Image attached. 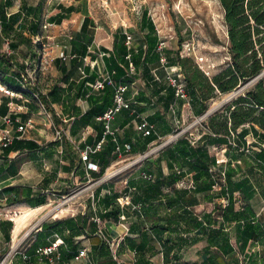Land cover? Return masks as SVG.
Returning a JSON list of instances; mask_svg holds the SVG:
<instances>
[{"label": "crops", "instance_id": "1", "mask_svg": "<svg viewBox=\"0 0 264 264\" xmlns=\"http://www.w3.org/2000/svg\"><path fill=\"white\" fill-rule=\"evenodd\" d=\"M103 1L107 13L104 20L93 15L91 5L85 0H0V57L5 60L2 66L0 62V68L6 71L8 79V83L0 79V139L5 130L13 137L9 144L0 141V209L15 211V218L22 212L31 213L44 209L49 202L59 201L74 186L84 190L89 185H98L97 211H93L89 198L85 201V210L67 217L75 222L88 217L86 229L96 236L91 238L94 259L90 257V260L94 264H98L95 243L100 239L99 230L118 242L119 247L127 236L135 238L136 243L146 237L144 253L129 246L118 247L121 264H264V129L259 124L246 122L232 134L226 130L217 133L206 127L194 136L181 135L207 157L182 154L174 141L158 155L132 168L119 183L108 180L96 183L91 176L103 167L108 169L116 159L127 160L145 153L171 135L175 122H184L190 113L194 116L207 113L208 117L219 112L224 104H230L226 100L223 105L216 102L220 95L203 101L198 92L189 89L187 98L178 97L160 62H147L134 71L128 65L127 76L121 84L127 86L124 96L130 106L122 108L112 119L115 134L105 135L99 116L96 119L87 114L103 105L104 91L90 88L88 78L93 73L98 76L101 72L114 73V63L120 62L119 47L127 32L133 37L128 47L130 53L141 50L143 57L148 53L147 29H142L139 22V31L143 34L134 30L125 0ZM36 38L41 39L44 47L35 44ZM28 69L31 80L24 83L20 76ZM31 88L46 104L51 117L40 107L38 99L26 91ZM4 89L16 95L7 94ZM205 106L207 110L203 109ZM201 110L204 113L200 114ZM6 115L11 117L10 123L4 121ZM143 119L154 125L151 135L137 130ZM28 120H32L31 126L21 133L19 125ZM56 125L65 129L61 139L56 138L53 128ZM115 138L121 144L130 143L132 151L124 158L115 155L105 165L101 153L108 140L115 146ZM236 138L240 139L238 146L231 145L230 141ZM101 140H104L102 149L92 153L90 159L96 168L89 172L87 162L81 159V150ZM204 171L207 174H200ZM144 172L151 174L154 182L163 184L161 197L146 190L149 179L143 177ZM173 179H176L174 188L169 185ZM182 182H193L194 188L179 186ZM166 195L179 201L178 207H167ZM40 196L46 198L45 203H39ZM106 196L114 199L117 196L119 203L122 197L129 196L132 204H142L139 212L142 217L135 213L131 203L121 206L117 221L104 217ZM177 211L186 217L188 214L197 217L203 225L189 226L182 219L174 231L163 233L164 238L172 240L165 244L151 226L155 222L166 224L165 220ZM95 214L101 217L100 224L92 219ZM28 218L22 222V230ZM7 220L0 221V241L6 240L5 223L1 222ZM46 225L41 226V231L47 232ZM16 228L14 219L11 239L17 234ZM58 231L52 229L47 240H39L41 244L37 247L49 244L56 235L71 236L68 229ZM83 237L84 233L74 237V241ZM70 246L67 242L61 249ZM165 248L171 252L167 253ZM73 261L75 258L58 263Z\"/></svg>", "mask_w": 264, "mask_h": 264}, {"label": "trees", "instance_id": "2", "mask_svg": "<svg viewBox=\"0 0 264 264\" xmlns=\"http://www.w3.org/2000/svg\"><path fill=\"white\" fill-rule=\"evenodd\" d=\"M220 2L224 8V18L229 38L230 61L228 66L212 77L206 74L200 65L191 57H181L178 59V62H173L168 59L167 66H177V64H179L183 74V81L186 85V91L188 92L189 89L198 92L203 101H208L218 95L231 93L236 91L243 84H249L253 80H256L251 87L246 88L242 93L235 95L234 98L229 101L230 104L224 106V110L222 112H215L211 115L209 118L208 128L217 133L226 130L228 134H232V132L242 124L246 122H253L259 124L264 129V0H220ZM7 5H10V2H8ZM68 9L73 10L72 7H69ZM61 20L62 18L60 21ZM84 25L85 22L83 24V28ZM141 28L147 29L146 53L148 54L143 57L141 50H139L138 53H131V60L135 64L136 68L147 62L152 63L157 61L161 63L160 53L157 52V47L161 42V37L158 34L154 21L149 18L147 12H144L143 14ZM123 36L124 43L119 47L120 62L114 63V73L112 74L117 84L124 82V78L127 76L125 68L129 65V60L126 56L130 53V49L125 44L126 33ZM35 44H38V46L41 45L39 42ZM149 53H151L150 57H148ZM4 61L5 60L0 57L1 66ZM6 77V71L0 68V79L7 82L8 79ZM20 78L24 82L22 73ZM97 78V73H93L88 78L91 81L89 84L90 88H92V83H94ZM26 91L32 94L30 89H27ZM103 91V105L96 106L93 110L87 113L90 116H94L96 119L98 116L104 114L107 107L109 108V106L112 105L116 89L113 85L107 84ZM203 109L207 110L208 107L205 106ZM202 113H204L203 110L200 111V114ZM219 118L222 120L218 121ZM229 121H231L230 127H228ZM236 142H240V139L236 138ZM189 146L190 143L186 137H181L177 140V150L182 154H188L192 157L196 156L197 158L200 156L207 157V154L200 152L201 150L199 147L190 146V148H188ZM114 149V143L111 140H108L103 152L101 153V158L105 165H108L116 158L115 154H113ZM193 167H196V163H193ZM104 170L105 167L98 171L96 175L91 174V176L93 175V177L98 180L104 173ZM202 173L207 174L205 171L200 174ZM147 181L149 186L146 190L153 191L156 196L161 197V194H163V184L156 181L154 182L151 179ZM175 182L176 179H173L169 185L174 188L173 185ZM98 194V189H96V200L98 199ZM164 197L165 205L167 207L171 209L178 207L179 201L174 199L172 200L170 196L167 195ZM45 201L46 198L44 196H40L39 203H45ZM103 204L106 207L104 217L117 221L122 213V207L117 200V196L115 199L109 196L104 197ZM134 211L140 218L142 217L139 211ZM205 217L208 218V216ZM182 219L186 220V223L189 226L192 225L200 227L203 225V222L199 221L197 217L193 215L190 216L189 214L186 217L185 214L181 215L177 211L165 220L166 224L155 222L151 226V229L153 231L155 230L157 237L163 241V243L167 244L172 240L170 238H164L163 233L174 231L175 227H178L179 222ZM87 221L88 217L83 216V219L80 222H75L73 218H66L57 220L54 224H47V232L42 231L38 233L37 241L39 242L40 240V242H45V239L43 238H47L51 235L52 229L59 230L58 232L68 229L71 236H65L63 239L64 244L70 242L71 246L66 250L61 249L63 245L60 247L62 254L60 262H68L78 253V247L74 244V237L80 236L85 232ZM3 223H5L3 226V233L5 238L10 241L14 222L12 220H7V222H1V224ZM134 230L135 229H133V231ZM88 236L90 238L96 237L91 233ZM141 239V242L136 243L137 241L135 238L127 236L121 241L119 248L124 249L129 246L139 253H144V249L146 247V237H142ZM38 242H35L27 250V255L30 256V261L36 258L37 246L41 244ZM165 249L167 250V253L171 252V249ZM95 254L97 256L98 264H115L110 245L101 238H98V241L95 243ZM175 257L176 259H179L177 254H175Z\"/></svg>", "mask_w": 264, "mask_h": 264}, {"label": "rangeland", "instance_id": "3", "mask_svg": "<svg viewBox=\"0 0 264 264\" xmlns=\"http://www.w3.org/2000/svg\"><path fill=\"white\" fill-rule=\"evenodd\" d=\"M68 1L76 2V0ZM85 1L91 5L94 16L97 15L101 20L106 18L107 13L105 7H103V0ZM125 3L126 12L134 23V30L139 34H143L141 29L139 31L140 26L138 24L142 21L144 12H147L149 18L154 21L159 36L166 41L164 49L166 60L178 62L181 57H191L211 77L228 66L230 61L229 38L224 18L225 12L220 0H125ZM177 66L179 67V64ZM161 68L164 70V67ZM30 71L28 69L25 76L27 78L26 82L31 80ZM247 85L248 83L239 87L236 90L239 91L238 94L242 93ZM233 92L220 95V98H216V102H221L222 105L224 100L229 102L234 98H229ZM224 106L225 104L222 107ZM222 107L221 112L224 110ZM203 116H194L190 113L186 116L184 122H175L174 132L152 145L150 150L154 151L151 156L158 155L163 148L168 146L169 143L162 144L171 136L181 132H183L182 134L188 133L189 136H194L198 130L208 127L211 115L208 117ZM220 120L219 118L218 121ZM156 147L157 149H155ZM145 160L137 161L130 166L129 164L133 161V158L122 161L116 159L108 169L105 168L100 178L122 168L114 176L107 179L110 182L119 183L130 174L132 168ZM127 165L129 167H125ZM89 186L84 190L79 189L78 186L69 188L64 198L49 202L44 209L32 211L26 222V227L17 237L12 235L10 241L2 238V241H0V259L5 258L10 252L17 251L7 264H48V262L37 258L33 259L31 263H27L22 253H27V250L37 242L38 233L42 232L41 226L43 224H54L57 220L65 219L85 210L87 208L85 201L87 202L91 195L95 193L98 185ZM43 239L47 240L46 237ZM74 244L78 248L87 247L91 259H94L93 240L88 235L82 239H76ZM55 264L61 263L56 262ZM71 264H87V259H75Z\"/></svg>", "mask_w": 264, "mask_h": 264}, {"label": "built area", "instance_id": "4", "mask_svg": "<svg viewBox=\"0 0 264 264\" xmlns=\"http://www.w3.org/2000/svg\"><path fill=\"white\" fill-rule=\"evenodd\" d=\"M132 38H133L132 35L127 32L126 33V45L129 48L131 47V44H132ZM38 42L42 45V47H44V44L42 43L40 38H36V43H38ZM165 44H166V41L161 39V42L159 43V45L157 47V52L160 53L161 63L165 66V68L167 70V76H168V79H169L171 85H173L176 88V95L178 97H181V98H187L186 85H185V82L183 81V74H182L181 68L178 66H167L166 65L167 60L164 56ZM126 58L129 60V68L131 69V71H134L135 65H134L133 61L131 60V53H129L126 56ZM63 59L65 60L66 57L63 56ZM26 74H27V71L22 73L24 83H26V81H27V78L25 77ZM107 84L113 85L115 87L116 91H115V96H114V104L112 106H110L104 112L103 115L98 117L99 120H102L104 122V127H105L104 134L105 135H107L109 133L115 134L111 128L112 119L114 118L115 114L117 112H119L122 108H128L130 106V103L128 101H126L125 96H124V92L126 91L127 86L123 85L121 83L117 84L111 73L101 72L99 74L98 78L95 80V82L92 83V88L96 89V90H103ZM30 90L32 91V94L38 99L40 107L43 109V111L49 117H51V113L47 109L46 104L44 102H42V100L40 99L38 93L36 91H34V89H32V88ZM4 92L7 94H10L12 96L16 95V93L14 91H11L10 89H4ZM238 93H239V91L233 92L229 96V98L234 97ZM205 115H207V113ZM3 119L5 122H8V123L11 122V117L8 115L3 116ZM31 123H32V120H28L25 124H20L18 127V130L21 133H25L27 131V129L31 126ZM53 128H54V131L56 133V138L61 139L63 137V134L65 133L64 127L56 125V126H53ZM136 128L138 131H141L144 135H151L154 132L155 127L148 120L143 119L140 123H138ZM182 133L183 132L171 136L162 145L170 143L171 141H177L181 137ZM0 141L3 142L4 144H9L13 141V137L11 136L9 130L4 131V134L2 135ZM103 144H104V140H101L98 143H96L95 145H88V146H86V148L84 150H81V159L83 161L87 162V170H89V172H90V170H94L96 168V164L90 160L91 154L101 150L103 147ZM230 144L233 146H238V143L236 142V140L230 141ZM155 149H157V147ZM131 151H132V145L130 143L121 144L115 138L114 154L118 158H124L125 155L129 154ZM153 151L154 150L149 149L145 153L140 154L137 157H134L133 161H131L129 165L131 166V165L135 164L137 161L147 159L148 157H150L152 155ZM129 165H127L125 167H129ZM121 169H119V170H121ZM119 170L111 172L110 174L98 179L96 181V183L107 180L108 178L114 176L116 174V172H118ZM87 175H88V179H90L91 178L90 173H88ZM143 177L146 179H152V175L148 174L146 172L143 173ZM222 178L225 179L224 175L222 176ZM179 186L194 188V183L190 182L189 184H186L185 182H182ZM90 199H91V207H92L93 211L96 212L97 211V200L95 197V193H93L91 195ZM128 203H131V201H129V196L122 197L120 199V205L121 206H124ZM131 205H132V208L134 210H137L139 212L141 211V207H142L141 203H133V204L131 203ZM15 214H16L15 211H6V210L4 211V210L0 209V221H2L4 218H8L9 220H12L14 222L13 216ZM122 217H123V215H122ZM92 219L98 224L101 223V217L97 214H95L92 217ZM97 234L99 235V237L102 240H104L106 243H108L110 245L115 264H121V261L118 259L119 243L115 242L114 240H112L111 238L106 236L102 230H99V232ZM84 235L85 236L89 235V231L87 229H85ZM63 244H64V239L61 236L56 235L55 239L52 240L49 244H47L45 246H40L36 249V258L39 260H42V261H47L49 264H55L56 262L61 260L62 254L60 251V247ZM16 253H17V251L14 253L13 252L8 253L5 256V258L0 259V264H7L9 262V260H11V257L14 256V254H16ZM22 255H23V258L25 259V261L27 263L31 262L30 256L27 255L26 252L22 253ZM74 258L76 260L86 258L87 262L89 264H94L90 260L89 249L85 246L78 249V253L76 254V256Z\"/></svg>", "mask_w": 264, "mask_h": 264}, {"label": "bare ground", "instance_id": "5", "mask_svg": "<svg viewBox=\"0 0 264 264\" xmlns=\"http://www.w3.org/2000/svg\"><path fill=\"white\" fill-rule=\"evenodd\" d=\"M30 213L29 212H22L21 214H19V216H16L14 219L17 222V234H15V236L17 237V235L20 234V231L22 230V222L24 220H26L29 217ZM17 245V244H16ZM15 247V246H14Z\"/></svg>", "mask_w": 264, "mask_h": 264}]
</instances>
